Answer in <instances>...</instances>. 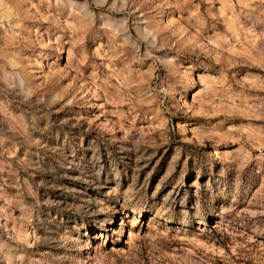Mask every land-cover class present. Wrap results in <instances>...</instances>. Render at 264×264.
<instances>
[{
	"label": "rangeland",
	"instance_id": "rangeland-1",
	"mask_svg": "<svg viewBox=\"0 0 264 264\" xmlns=\"http://www.w3.org/2000/svg\"><path fill=\"white\" fill-rule=\"evenodd\" d=\"M0 14V264H264V0Z\"/></svg>",
	"mask_w": 264,
	"mask_h": 264
},
{
	"label": "bare ground",
	"instance_id": "bare-ground-1",
	"mask_svg": "<svg viewBox=\"0 0 264 264\" xmlns=\"http://www.w3.org/2000/svg\"><path fill=\"white\" fill-rule=\"evenodd\" d=\"M4 12V11H3ZM0 15H3V14H0ZM7 15V14H6ZM9 15V14H8ZM24 15V14H23ZM26 16V15H25ZM8 18V16H6ZM22 23V22H21Z\"/></svg>",
	"mask_w": 264,
	"mask_h": 264
}]
</instances>
